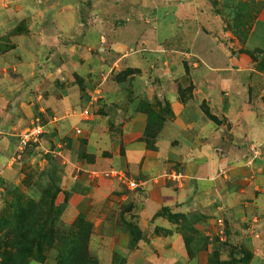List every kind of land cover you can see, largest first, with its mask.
I'll return each instance as SVG.
<instances>
[{
	"label": "rangeland",
	"instance_id": "1",
	"mask_svg": "<svg viewBox=\"0 0 264 264\" xmlns=\"http://www.w3.org/2000/svg\"><path fill=\"white\" fill-rule=\"evenodd\" d=\"M48 1L0 0V264H264V193L243 195L245 182L217 170L222 180L210 203L197 204L188 192L178 193L172 175L182 171L168 158L146 178L124 163L123 142L110 134L116 128L89 119L95 100L72 124L41 107L39 100L58 88L90 94L100 87L78 72L93 76L98 69L49 59L52 50L38 49L35 64L21 61L18 52L32 51L22 46L30 29L50 22ZM206 1L209 33L229 57L220 73L248 76L249 99L264 96V0ZM176 38L166 43L177 48ZM58 52L73 57L77 50ZM185 56L183 76H190L197 65ZM191 88H179L181 100ZM142 106L141 140L152 150L171 111L156 98ZM33 127L38 134L22 142Z\"/></svg>",
	"mask_w": 264,
	"mask_h": 264
},
{
	"label": "crops",
	"instance_id": "2",
	"mask_svg": "<svg viewBox=\"0 0 264 264\" xmlns=\"http://www.w3.org/2000/svg\"><path fill=\"white\" fill-rule=\"evenodd\" d=\"M48 4L50 22L30 29L22 46L32 51L18 52L21 61L35 64L38 49L52 50L49 59L98 69L93 76H86L84 68L78 72L97 79L100 87L90 94L74 86L58 88L39 100L41 107L58 110L72 124L83 119L80 110L95 100L88 118L116 128L110 134L123 142L124 163L146 178L168 158L182 171L176 181L178 193L188 192L197 204L210 203L215 184L222 180L217 170L231 181L245 182L243 195L264 193V96L252 94L249 99L248 76L220 73L229 57L209 33L206 0H49ZM172 37L180 43L177 48L166 43ZM67 48L76 49V55H59ZM183 53L188 65H197L190 76H183ZM128 69L132 71L116 79L115 74ZM188 83L191 95L181 100L179 88ZM154 98L167 103L171 117L163 121L151 150L141 140L147 124L142 105ZM201 103L221 121L206 117ZM97 109L100 114H93ZM93 135L98 136L97 131Z\"/></svg>",
	"mask_w": 264,
	"mask_h": 264
},
{
	"label": "built area",
	"instance_id": "3",
	"mask_svg": "<svg viewBox=\"0 0 264 264\" xmlns=\"http://www.w3.org/2000/svg\"><path fill=\"white\" fill-rule=\"evenodd\" d=\"M88 113V109L87 108H84L83 110H81V115L85 116L86 117V114ZM38 134V130L36 127H33L31 128L30 130H26L22 133V136H21V141L24 142V141H28L29 139L33 140V138ZM172 178L177 181L179 180L180 178V174L177 173V174H173L172 175ZM128 185L129 187H136V184L134 181H130L128 182Z\"/></svg>",
	"mask_w": 264,
	"mask_h": 264
},
{
	"label": "trees",
	"instance_id": "4",
	"mask_svg": "<svg viewBox=\"0 0 264 264\" xmlns=\"http://www.w3.org/2000/svg\"><path fill=\"white\" fill-rule=\"evenodd\" d=\"M202 111H203L205 114H207V116H208V118H209L210 120H212V121L215 122V123H218V120H217L213 115L209 114V113L207 112V109H206V108H202Z\"/></svg>",
	"mask_w": 264,
	"mask_h": 264
}]
</instances>
